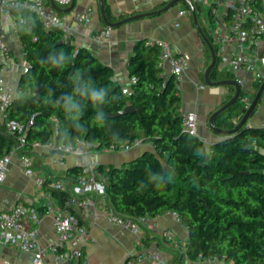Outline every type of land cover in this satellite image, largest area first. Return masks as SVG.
Returning a JSON list of instances; mask_svg holds the SVG:
<instances>
[{
    "label": "trees",
    "instance_id": "trees-1",
    "mask_svg": "<svg viewBox=\"0 0 264 264\" xmlns=\"http://www.w3.org/2000/svg\"><path fill=\"white\" fill-rule=\"evenodd\" d=\"M104 6L108 21L119 22L107 0ZM183 7L190 9L188 4ZM11 13L28 70L7 113L25 125L34 121L27 134L29 147L52 138L59 143L84 139L103 150L113 143L140 139L152 151L124 167H95L108 181L109 205L129 217L176 213L189 234L187 248L177 254L179 264L216 257L228 264H264V127L245 125L235 134H219L208 149L183 127L180 91L175 77H166L159 67L158 45L142 41L136 46L131 95L125 96L113 79L112 67L87 48L63 41L60 30L46 31L29 8L16 7ZM204 43L208 67L211 53ZM210 77L213 82L236 80L231 72L219 70L218 60ZM262 84H255L256 93ZM228 88L230 101L236 90ZM245 96L242 91L239 102L215 119L216 128L227 132L237 127L247 111ZM255 96L251 94V102ZM128 105L141 113L108 117ZM17 142L16 135L0 124V159ZM83 170L66 171L70 187ZM55 180L47 179L45 188L51 189ZM53 197L64 205L65 192L53 191Z\"/></svg>",
    "mask_w": 264,
    "mask_h": 264
},
{
    "label": "crops",
    "instance_id": "crops-1",
    "mask_svg": "<svg viewBox=\"0 0 264 264\" xmlns=\"http://www.w3.org/2000/svg\"><path fill=\"white\" fill-rule=\"evenodd\" d=\"M44 1L52 7L50 0ZM107 1L112 13L120 21L140 14L149 15L137 21L123 24L116 29H111L110 37L103 42H98L94 40V34L102 29L109 28L101 18L99 0H75L73 10L65 14L52 8L66 17V22L71 29L72 44L87 48L102 64L112 67L114 81L123 88L131 87V71L133 69L131 59L138 43L142 41H146V43L170 42L177 55L185 56L190 60V66L185 72L179 89L181 111L183 115L188 113L198 115L199 136L208 149L211 148L219 140V134L213 132L209 127L208 119L225 103L229 102L231 91L228 86L210 87L205 85L203 78L208 68L209 59L205 54L204 39L195 25L193 14L191 16L180 15L181 11H186L183 5L187 3L179 2L167 11L153 15V13L162 11L173 0ZM192 1L196 5V9L198 7L197 18H199L200 29L209 35L202 10L195 0ZM59 7L62 9L69 8ZM89 7L95 10L92 22L88 25L80 24L75 20L74 14ZM210 38L216 50L219 70L229 71L228 61L226 60L227 55H223L218 45L213 41L212 36ZM5 42L10 49V53L8 56L0 52V78L5 79L15 88V97H17L20 95V91H18L19 84L28 63L23 43L17 35L16 21L12 13L8 20ZM211 62L212 57L210 64ZM162 71L166 77L172 76L168 65L162 68ZM235 77L236 81L240 82L242 91H247L251 99V94H256L255 84L258 83L254 80L253 75L248 72H240ZM263 122L264 94L247 126L260 128L263 127ZM0 124H3L1 115ZM146 148H150V146L123 153L99 150L86 156H69L65 164L59 167H54L49 158H42L36 161V168L46 181L50 178L57 179L52 183H66V171L77 165L124 167L127 163L140 157ZM21 158L22 154L11 158L6 180L3 184H0V211H8L17 204L28 206L31 209L28 225L37 228L41 246L46 248L56 246L58 236L54 228V212H47V201L44 198V193L48 189L45 186L44 188L38 186L34 178L26 173L21 164ZM165 169L171 170L167 165H165ZM52 204L54 209L63 206L56 198H53ZM76 214L80 215L78 211H76ZM86 224L89 227V235L83 240V253L88 264H127L128 260L133 258L142 246L157 248L166 260L176 262L177 254L180 251L178 245L183 244L177 243L188 242L189 240L187 229L178 218L172 215V212H165L151 218L139 233L110 224L106 220L105 214H100L97 220L86 219ZM165 232H170L171 237H164ZM3 263L34 264L33 256L21 252L13 241H0V264ZM46 264L59 263L54 260L52 255H49ZM140 264L153 263L142 261ZM182 264L193 263L185 260Z\"/></svg>",
    "mask_w": 264,
    "mask_h": 264
},
{
    "label": "built area",
    "instance_id": "built-area-1",
    "mask_svg": "<svg viewBox=\"0 0 264 264\" xmlns=\"http://www.w3.org/2000/svg\"><path fill=\"white\" fill-rule=\"evenodd\" d=\"M57 5L67 8L73 0H54ZM199 8L206 6L208 14L202 10L209 35L218 45L220 52L226 56L229 72L235 76L240 72H248L253 75L256 82H264V0H195ZM16 7H24L32 10L41 21L46 31L60 30L63 41H71V29L66 17L57 13L44 0H0V52L9 56L10 49L5 42L8 20L11 10ZM191 10L180 12L182 16H191ZM95 10L91 7L74 14L75 20L83 25L92 22ZM112 30L105 28L94 34V40L103 42L111 35ZM158 45L160 48L159 67L168 65L171 74L176 79L178 89L188 67L190 60L185 56L177 55L173 45L168 41L147 43ZM28 70V65L25 72ZM133 83V80H132ZM131 83V85H132ZM240 83V82H238ZM243 99L246 110L251 105L248 92ZM125 96L131 95L129 87L123 88ZM16 90L5 79L0 78V115L6 130L16 135L17 143L10 153L0 159V184H3L8 174L11 158L22 154L21 164L26 173L34 178L36 184L44 188L46 180L37 170V160L49 158L51 164L63 166L69 156H86L92 151V144L84 139L73 142L59 143L52 138L46 143L34 141L30 147L27 142L29 125L13 120L7 111L15 98ZM183 127L188 133L199 137V118L196 113H188L183 117ZM264 127V122L263 125ZM201 139V138H200ZM146 146L142 140L137 139L132 143L117 142L104 151L113 153L129 152L136 148ZM108 181L95 167L87 166L77 183L70 187L66 183H52L51 189L44 193L47 212H54V228L58 236L56 246L42 247L39 241L37 228L28 225L31 209L24 204H17L8 211H0V241L15 242L19 250L33 256L34 264H46V259L52 255L59 264H88L84 258L83 240L89 235V227L86 219L97 220L100 214H105L106 220L113 225L130 229L139 233L141 228L151 219L148 216L129 217L116 212L106 198V186ZM53 191L65 192V203L62 207L53 208ZM76 211L80 215L76 214ZM172 215L179 219L178 215ZM180 220V219H179ZM181 221V220H180ZM164 237H171L170 232H165ZM178 245L179 252L187 248L188 242ZM142 261H151L153 264H179L166 260L157 248L142 246L135 256L128 260L127 264H140ZM228 264L225 261L214 258L201 261L198 264ZM9 264V263H3Z\"/></svg>",
    "mask_w": 264,
    "mask_h": 264
},
{
    "label": "water",
    "instance_id": "water-1",
    "mask_svg": "<svg viewBox=\"0 0 264 264\" xmlns=\"http://www.w3.org/2000/svg\"><path fill=\"white\" fill-rule=\"evenodd\" d=\"M50 1H51L52 7L57 12L63 13V14L70 13L73 10V8H74V2H75V0H74L73 4L69 8L62 9L56 4V2L54 0H50ZM179 2H184V3H187L189 5V7H190V9L192 10V13H193V19H194L195 25L197 26L201 36L204 38L208 48L211 51L212 62L208 66V68L206 69L205 74H204L205 85L210 86V87L233 86V87H235V90H236L235 95L233 96V98L228 103H226L223 107L218 109L216 112H214L209 117V119H208L209 127L212 129L213 132H215L217 134H224V133L227 134V135L235 134L243 126L248 125V122H249L250 118L255 113L259 103L262 101L263 94H264V82L261 85V87L258 90V92L256 93V96H255L253 102L251 103L250 107L247 109L246 114L244 115V117L242 118L241 122L237 125V127L235 129H233L231 131L224 132V131L219 130L218 128H216L215 125H214L215 119L219 115H221L223 112H225L229 107H231V106L235 105L237 102H239L240 97H241L242 87L240 86V84L236 80L218 81V82H213L211 80V77H210L211 72H212V70L215 68V66L217 64V54H216V50H215L214 46L212 45V42L210 41V39H208L203 34L202 30L200 29V25H199L198 18H197L198 16H197L196 7H195V5H194L192 0H173L162 11L157 12V13H153V15H157V14H160L161 12H165V11L169 10L170 8H172L173 6H175ZM99 7H100L101 18L104 20L106 26L109 27L110 29H116V28L120 27L123 24H128V23L137 21L139 19L144 18L146 15H149V14H140V15H136V16L124 19V20H122L120 22H117V23H111V22L108 21L107 16H106L104 0H99ZM68 43L71 44L72 42L69 41ZM135 113L140 114L141 112H140L139 109H136L133 105H128V106H126V108L122 112L114 114V115H108V117L109 118H116V117H120V116H123V115L135 114ZM100 147L101 146H97L95 149L92 147L91 151L92 152L93 151H99ZM148 151H152V147L144 149L142 155L144 153L148 152ZM98 166H100V165H98ZM76 167L85 168L87 166L86 165H77Z\"/></svg>",
    "mask_w": 264,
    "mask_h": 264
},
{
    "label": "rangeland",
    "instance_id": "rangeland-1",
    "mask_svg": "<svg viewBox=\"0 0 264 264\" xmlns=\"http://www.w3.org/2000/svg\"><path fill=\"white\" fill-rule=\"evenodd\" d=\"M202 10L204 11V14L207 15L208 14V8L206 6L201 7ZM146 146H150V145H146ZM151 147V146H150Z\"/></svg>",
    "mask_w": 264,
    "mask_h": 264
}]
</instances>
